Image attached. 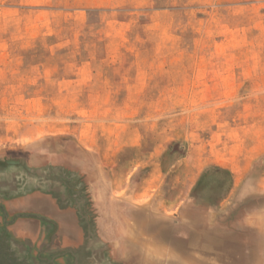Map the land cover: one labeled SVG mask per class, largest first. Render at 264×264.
Segmentation results:
<instances>
[{"label": "rangeland", "instance_id": "obj_1", "mask_svg": "<svg viewBox=\"0 0 264 264\" xmlns=\"http://www.w3.org/2000/svg\"><path fill=\"white\" fill-rule=\"evenodd\" d=\"M262 234L264 0H0V264H259Z\"/></svg>", "mask_w": 264, "mask_h": 264}, {"label": "bare ground", "instance_id": "obj_2", "mask_svg": "<svg viewBox=\"0 0 264 264\" xmlns=\"http://www.w3.org/2000/svg\"><path fill=\"white\" fill-rule=\"evenodd\" d=\"M10 169V168H9ZM25 189V188H24ZM33 197V196H32ZM54 198V199H53ZM55 200L56 198H55V195H54V193L53 194H51L50 195V197H49V200L50 201H52V202H54L53 200ZM39 200V202H40V204H43V203H47V205L48 206H50V202L48 203L47 202V200H45L44 198H38V199H36V201H38ZM25 201H29L28 199H26ZM60 203V202H59ZM49 208V207H48ZM68 213V212H67ZM65 215H67V214H65ZM143 231V230H142ZM149 231V230H148ZM142 233V232H141ZM123 237V236H122ZM135 239V238H134ZM140 239V238H139ZM147 240V239H146ZM138 241V240H137ZM136 241V242H137ZM148 241V240H147ZM146 241V242H147ZM142 242V241H141ZM144 242V241H143ZM145 242V243H146ZM210 242V241H209ZM207 243V242H206ZM214 244H212L211 243V245H210V247L208 248V249H210V252L212 253V254H214V256H215V259L216 260H220V261H227L228 260V263H230L229 262V260L232 258V257H236L237 256V254H238V247H236L235 245H231V244H228V245H226V247H223V248H221L220 246H218V244L216 243V242H213ZM249 243V242H248ZM251 243V242H250ZM128 244V243H127ZM130 244V243H129ZM141 244V243H140ZM144 244V243H143ZM206 245V244H205ZM229 245L231 246L230 248H229ZM208 246V245H207ZM128 247V246H127ZM131 247V246H130ZM146 247V246H145ZM149 247V246H148ZM119 248V247H118ZM247 248V247H246ZM152 249V248H151ZM249 249V248H248ZM142 250H143V248H142ZM161 250V249H160ZM207 250V249H206ZM126 251V250H125ZM146 251V250H145ZM148 251V250H147ZM118 252V251H117ZM135 252V251H134ZM123 253V252H122ZM125 253V252H124ZM257 253H259L260 254V258H259V261H258V263L259 264H264V255H262L263 253H264V234H262V236L261 237H259L258 238V240L256 241V244L254 245V246H252L248 251H247V256L248 257H252V258H254L253 256L255 255V254H257ZM127 254V253H126ZM156 254V253H155ZM154 254V255H155ZM142 254H140V256H141ZM246 256V257H247ZM132 257H133V255H132ZM211 257V256H210ZM139 258V257H138ZM236 260L237 259H241V260H243L242 259V255L241 256H239L238 258H235ZM249 259V258H248ZM132 260V259H131ZM145 261V260H144ZM200 263H206V259L205 258H200ZM236 262V261H235ZM234 262V263H235ZM137 263V262H136ZM233 263V264H234ZM251 263V262H250ZM253 263V262H252ZM257 263V262H256ZM141 264V263H140ZM146 264V263H145ZM232 264V263H231Z\"/></svg>", "mask_w": 264, "mask_h": 264}]
</instances>
